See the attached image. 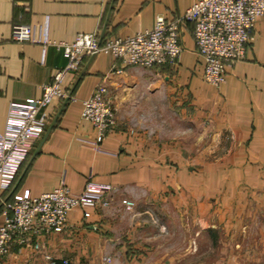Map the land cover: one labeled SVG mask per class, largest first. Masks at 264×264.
I'll return each mask as SVG.
<instances>
[{"label":"crops","instance_id":"1","mask_svg":"<svg viewBox=\"0 0 264 264\" xmlns=\"http://www.w3.org/2000/svg\"><path fill=\"white\" fill-rule=\"evenodd\" d=\"M195 1L0 0V132L10 104L40 98L66 65L60 50L39 43L45 34L52 43L98 30L127 38L151 30L157 15L169 21L183 15ZM17 23L31 26L30 42L12 40ZM193 29L192 24L182 29L184 50L175 67H122L100 53L64 80L71 99L44 110L47 131L11 194L33 198L65 186L79 197L91 177L114 187L113 204L74 209L62 233L14 242L0 264H168L159 261L167 255L158 249L169 238L165 226L183 227L190 216L200 226L197 233L209 235L215 225L231 233L247 206L257 203L261 209L264 17L255 23L246 59L226 66L220 87L203 79L205 63L195 52ZM99 85L108 87L117 120L101 143L81 116L82 101ZM123 199L136 203L133 212L125 210ZM38 243L42 248L36 250Z\"/></svg>","mask_w":264,"mask_h":264},{"label":"built area","instance_id":"2","mask_svg":"<svg viewBox=\"0 0 264 264\" xmlns=\"http://www.w3.org/2000/svg\"><path fill=\"white\" fill-rule=\"evenodd\" d=\"M264 17V0H196L187 11L169 21L157 15L153 28L127 38L105 37L100 30L78 34L72 42L52 43L47 35L39 43L54 46L66 59L64 68L57 70L50 83L44 85L40 98L10 104L6 127L0 132V256L10 253L14 242L25 244L32 237L62 233L74 209L108 208L113 204L114 187L88 178L83 193L76 197L69 188L60 186L38 197L13 194L8 199L16 177L43 138L49 125L44 110L56 100L69 98L62 88L64 80L78 73L87 58L100 53L111 55L122 67L153 69L175 67L183 53L182 29L192 24L195 52L205 63L203 79L220 87L226 82V66L246 59L253 40L256 21ZM12 40L27 43L32 39L31 26L17 23L12 28ZM117 72L122 70L116 69ZM82 118L89 121L98 143L103 142L117 127L113 101L106 85H99L82 101ZM125 210L133 212L136 203L123 199ZM85 217L91 216L85 212ZM36 250L42 248L38 243ZM46 259L52 260L51 256Z\"/></svg>","mask_w":264,"mask_h":264},{"label":"rangeland","instance_id":"3","mask_svg":"<svg viewBox=\"0 0 264 264\" xmlns=\"http://www.w3.org/2000/svg\"><path fill=\"white\" fill-rule=\"evenodd\" d=\"M255 205L257 203H254V209L249 205L240 212L231 233L227 227L219 225H215L214 232L209 235L197 233L200 226L192 224L190 216H185L183 227L176 225L168 230L165 226L163 235H169V238L158 249L167 257L163 256L159 261L168 264H264V201L259 202L261 209ZM174 220L179 222L176 216ZM215 236L217 240H213Z\"/></svg>","mask_w":264,"mask_h":264},{"label":"trees","instance_id":"4","mask_svg":"<svg viewBox=\"0 0 264 264\" xmlns=\"http://www.w3.org/2000/svg\"><path fill=\"white\" fill-rule=\"evenodd\" d=\"M22 168V167H21ZM21 170V169H20ZM20 172V171H19ZM19 174V173H18ZM18 176V175H17ZM17 178V177H16ZM13 188H14V185H13V187H12V189H11V191L10 192H4V195L8 198V199H11L12 198V195L13 194H11V192H12V190H13ZM0 210H1V207H0Z\"/></svg>","mask_w":264,"mask_h":264}]
</instances>
